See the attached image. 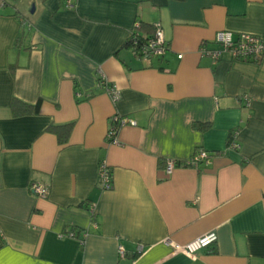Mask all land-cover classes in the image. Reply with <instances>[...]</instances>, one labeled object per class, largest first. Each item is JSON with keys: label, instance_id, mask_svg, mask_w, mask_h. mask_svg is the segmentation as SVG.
Instances as JSON below:
<instances>
[{"label": "crops", "instance_id": "obj_1", "mask_svg": "<svg viewBox=\"0 0 264 264\" xmlns=\"http://www.w3.org/2000/svg\"><path fill=\"white\" fill-rule=\"evenodd\" d=\"M72 1L0 0V264H264V58L200 52L219 30L264 39V0ZM137 22L144 35L163 29V58L127 45ZM14 98L31 111L15 114ZM116 113L137 122L120 145L107 142ZM69 122L61 144L49 127ZM200 148L209 162L185 165ZM168 159L181 162L170 175ZM211 231L217 242L192 257L171 243Z\"/></svg>", "mask_w": 264, "mask_h": 264}, {"label": "built area", "instance_id": "obj_2", "mask_svg": "<svg viewBox=\"0 0 264 264\" xmlns=\"http://www.w3.org/2000/svg\"><path fill=\"white\" fill-rule=\"evenodd\" d=\"M3 5L9 2L17 0H1ZM73 1L67 0L66 7H73ZM21 23L25 27H31L32 24L25 17L21 18ZM140 22H137L134 30L129 36L128 40L129 47L133 49L135 54L141 59L150 61L155 57L163 58L167 51L169 50V45L166 40L163 29L157 25L153 34L148 35L144 38L141 37L139 30L137 29ZM214 42L218 47H209L208 43L205 41L200 46L201 55L209 56L214 62L220 60L223 53L229 52L231 56L236 60L241 61H259L264 58V39L260 36L252 33H240L235 36V33L230 30H219L216 33ZM181 57V55H180ZM99 87L105 89L109 94L112 102L116 104L121 99V92L117 86L111 83L105 76L99 78ZM77 97H81L80 91L76 93ZM248 101V100H247ZM125 125H137V122L126 115H120L118 113L114 114L110 118V126L107 133V142L109 144L120 145V141L117 137L119 129ZM234 135V134H231ZM234 137V136H233ZM230 144L238 148L239 143L233 139L229 140ZM209 153L203 149H197L190 160L184 162L185 165L193 166L198 168L205 162H209ZM181 164L174 159L166 160L165 172L166 175L172 174L176 166ZM99 185L103 190H111L114 186V174L113 168L109 165L106 159H101L99 162ZM30 189L33 194L37 197H47L50 188L48 184H44L38 181H34L30 185ZM94 205L90 206V210L94 213ZM69 237H76L75 231L71 230L67 234ZM88 232H83L80 243L83 244ZM218 240V234L216 231L208 232L207 234L195 238L185 244L173 243L176 252H183L188 256H195L197 252L202 249L209 248L215 244ZM119 255L124 257L126 255V248L123 244H119L118 247Z\"/></svg>", "mask_w": 264, "mask_h": 264}, {"label": "trees", "instance_id": "obj_3", "mask_svg": "<svg viewBox=\"0 0 264 264\" xmlns=\"http://www.w3.org/2000/svg\"><path fill=\"white\" fill-rule=\"evenodd\" d=\"M142 24L139 25V27L137 28L138 30L141 29ZM140 32V31H139ZM140 35L142 38L148 36V35H144L140 32ZM127 45L129 46L131 43H129V40H127ZM11 107L14 110L15 114H24V113H28L31 111L32 109V105L27 104L23 101H21L18 98H14L12 100L11 103ZM35 111L39 110V104L33 106ZM74 123L73 122H69V123H65V124H58V125H51L49 127V131L55 133L57 135L58 141L61 144H65L69 141V137L71 134V131L73 129ZM199 127H207L208 124H198Z\"/></svg>", "mask_w": 264, "mask_h": 264}, {"label": "water", "instance_id": "obj_4", "mask_svg": "<svg viewBox=\"0 0 264 264\" xmlns=\"http://www.w3.org/2000/svg\"><path fill=\"white\" fill-rule=\"evenodd\" d=\"M34 11V8H32V12Z\"/></svg>", "mask_w": 264, "mask_h": 264}]
</instances>
